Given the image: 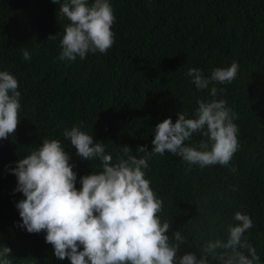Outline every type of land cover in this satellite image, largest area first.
<instances>
[{"label": "trees", "instance_id": "16d2710c", "mask_svg": "<svg viewBox=\"0 0 264 264\" xmlns=\"http://www.w3.org/2000/svg\"><path fill=\"white\" fill-rule=\"evenodd\" d=\"M110 3L116 17L112 47L68 61L59 56L70 21L59 13L58 4L0 0V71L18 79L21 93L16 133L0 140V250L11 248V264H71L55 257L46 232L29 233L19 226L16 204L25 197L15 191L18 181L11 169L44 139L59 140L70 153L79 189L80 178L101 172L102 162L76 155L63 135L66 129L79 126L104 143L115 164L125 145L137 158L145 155L137 151L140 146L151 151L155 126L164 119L175 123L179 112L194 118L197 101L223 99L239 129V149L229 165L189 166L166 151L148 160L146 178L163 200L159 215L172 224L168 235L179 230L186 238L178 255L194 252L201 258L204 243L226 239L228 225L237 223L234 215L240 211L253 221L244 238L264 264V0ZM52 35L55 39H48ZM234 61L239 70L231 83L197 89L187 75L197 68L207 78ZM213 87L218 89L215 97ZM204 139L194 133L185 143L198 145Z\"/></svg>", "mask_w": 264, "mask_h": 264}, {"label": "clouds", "instance_id": "9594fccd", "mask_svg": "<svg viewBox=\"0 0 264 264\" xmlns=\"http://www.w3.org/2000/svg\"><path fill=\"white\" fill-rule=\"evenodd\" d=\"M59 5V13L70 23L65 27L59 58L75 61L84 59L89 52L107 53L115 42L112 26L116 17L110 0H52ZM48 39H55V35ZM25 60L30 53L25 50ZM239 65L215 68L209 77L203 70L190 68L187 75L197 89H206L210 83H231L237 76ZM18 79L8 71H0V140L15 134L20 121L21 93ZM218 89L213 87L211 95ZM222 91V89H220ZM194 118L179 112L178 119H164L155 126L154 147L138 148L144 156L137 158L132 149L122 147L124 156L113 164V157L105 153V145L81 127L64 131L76 155L89 161L99 159L102 171L80 178L72 159L57 139H44L42 145L17 161L11 171L22 192L16 207L22 223L29 233L46 232V242L54 248L59 260L70 259L71 264H259L260 256L247 239L245 232L253 226L249 215L237 211L236 224L228 225L227 238L208 240L200 248L201 258L194 252L180 256L181 244L186 238L177 230L168 235L172 224L161 221L163 200L150 187L145 169L148 160L166 151L179 155L189 166L207 167L229 165L239 149L238 126L235 113L223 99L197 101ZM194 133L206 138L198 145L186 144ZM235 167L231 171H235ZM82 247V250H81ZM219 250V251H218ZM243 250H247L246 255ZM10 247L0 250V264H11L7 258Z\"/></svg>", "mask_w": 264, "mask_h": 264}]
</instances>
